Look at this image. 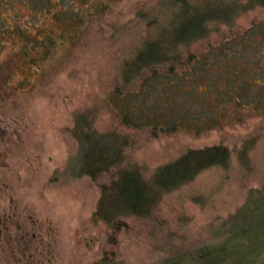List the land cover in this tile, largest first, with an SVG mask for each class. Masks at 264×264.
Returning <instances> with one entry per match:
<instances>
[{
	"label": "rangeland",
	"instance_id": "obj_1",
	"mask_svg": "<svg viewBox=\"0 0 264 264\" xmlns=\"http://www.w3.org/2000/svg\"><path fill=\"white\" fill-rule=\"evenodd\" d=\"M161 1H115L98 22L89 28L86 22L79 36L71 30L61 38L54 30L58 40L46 57H39L38 47L22 55L24 41L5 42L0 54V264H166L178 258L185 260L170 264H192L200 261V248L232 238L235 212L255 190H264V116L252 114L198 136L179 131L154 137L122 125L105 105L122 61L144 32L145 19L138 15L160 12ZM239 16L230 26L212 25L201 45L264 20V7ZM76 114L87 115L97 131L126 137L122 167H139L146 179L190 149L223 144L230 161L165 194L150 218L127 217L122 230L114 232L92 221L99 186L110 175L92 180L67 170L77 155L71 132Z\"/></svg>",
	"mask_w": 264,
	"mask_h": 264
},
{
	"label": "trees",
	"instance_id": "obj_2",
	"mask_svg": "<svg viewBox=\"0 0 264 264\" xmlns=\"http://www.w3.org/2000/svg\"><path fill=\"white\" fill-rule=\"evenodd\" d=\"M115 1L119 0H0V54L7 40L17 39L25 42L22 55L36 47L40 58L51 55L58 40L54 30H60L61 38L71 30L79 36L86 22L87 28L98 22ZM161 2L160 12L138 15L145 19L144 32L122 61L114 89L105 95V105L119 122L154 137L179 131L198 136L252 114L263 117L264 20L216 44H201L217 24L232 25L239 15L264 7V0ZM71 132L77 155L69 161L68 172L92 180L110 175L99 186L92 221L114 232L122 230L127 217L150 218L165 194L204 170L226 167L231 156L223 144L190 149L146 179L139 167H122L126 137L97 131L84 114L74 116ZM247 202L234 214L232 238L200 248V261L192 264H264V190H255Z\"/></svg>",
	"mask_w": 264,
	"mask_h": 264
}]
</instances>
